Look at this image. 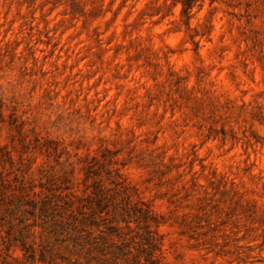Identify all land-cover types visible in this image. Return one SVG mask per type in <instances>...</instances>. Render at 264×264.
Listing matches in <instances>:
<instances>
[{
    "label": "clouds",
    "instance_id": "9594fccd",
    "mask_svg": "<svg viewBox=\"0 0 264 264\" xmlns=\"http://www.w3.org/2000/svg\"><path fill=\"white\" fill-rule=\"evenodd\" d=\"M0 195V264H264V0H0Z\"/></svg>",
    "mask_w": 264,
    "mask_h": 264
},
{
    "label": "rangeland",
    "instance_id": "374dc122",
    "mask_svg": "<svg viewBox=\"0 0 264 264\" xmlns=\"http://www.w3.org/2000/svg\"><path fill=\"white\" fill-rule=\"evenodd\" d=\"M95 187V186H94ZM97 195H99V192L97 191ZM92 201H88V204L90 205ZM24 204H31V206L34 208L35 205L32 204L31 201H21L17 200L15 204L12 203V201H8L7 204L4 203L2 195H0V224L7 223L9 225V228L12 227V220L18 219L17 213L20 214L19 217V223H23V217L27 215H32V212L28 208L22 207ZM65 207H71L70 204L66 203ZM97 207H99V201H97ZM93 215H89L85 219L81 220V224L86 225H94L95 221L93 219ZM41 216L45 219H52V214L46 212L45 208L41 207ZM23 231V229H21ZM106 231L108 233L114 232L115 229L111 227H106ZM49 235L53 238V241L51 243H43L40 246V261L41 264H57V260L63 261L65 257L61 255V252L59 250V245L63 244V240L60 239V235L56 230L55 225H53L51 232ZM69 240H72L73 243L76 241L69 236ZM101 240H103V237H101ZM28 251H31V249H28Z\"/></svg>",
    "mask_w": 264,
    "mask_h": 264
}]
</instances>
